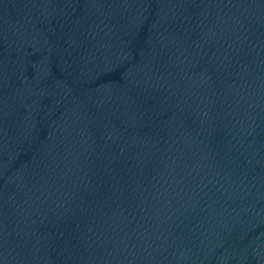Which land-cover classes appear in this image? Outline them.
<instances>
[{"label":"water","instance_id":"water-1","mask_svg":"<svg viewBox=\"0 0 264 264\" xmlns=\"http://www.w3.org/2000/svg\"><path fill=\"white\" fill-rule=\"evenodd\" d=\"M0 264H264V0H73L0 47Z\"/></svg>","mask_w":264,"mask_h":264}]
</instances>
